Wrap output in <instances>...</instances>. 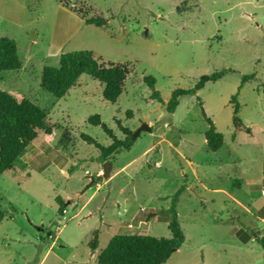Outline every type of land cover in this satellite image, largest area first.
Instances as JSON below:
<instances>
[{"label":"rangeland","instance_id":"374dc122","mask_svg":"<svg viewBox=\"0 0 264 264\" xmlns=\"http://www.w3.org/2000/svg\"><path fill=\"white\" fill-rule=\"evenodd\" d=\"M89 17L104 18L106 26L84 23ZM0 36L16 41L22 62L0 72V89L44 109L51 128L0 175V264H98L113 235L137 233L144 221L141 234L170 237L168 208L180 188L185 241L163 264H264L253 237L264 235V204L256 208L264 200V0H0ZM72 50L129 64L115 103L87 74L61 98L40 87L42 68ZM216 71L224 75L180 96L174 112L166 109L175 89ZM147 75L163 102L150 97ZM244 75L254 77L242 82ZM233 95L249 132L234 130ZM94 114L120 139L126 135L118 121L131 132L144 123L151 131L103 160L81 136L110 144L88 122ZM205 116L223 134L217 151L205 146ZM106 162L111 174L120 170L109 180L101 176Z\"/></svg>","mask_w":264,"mask_h":264},{"label":"trees","instance_id":"16d2710c","mask_svg":"<svg viewBox=\"0 0 264 264\" xmlns=\"http://www.w3.org/2000/svg\"><path fill=\"white\" fill-rule=\"evenodd\" d=\"M84 23L92 24L96 27H105L107 20L102 17H89L83 19ZM22 62L18 55L16 41L12 38L0 36V72L19 70ZM131 72L129 64L100 62L89 50H72L59 55L58 65H46L42 68L40 75V87L52 94L56 98L65 96L68 91L76 85L80 75L87 74L103 84L102 97L104 100L115 103L123 91L124 83ZM224 75V71H216L211 74H202L189 89H175L166 109L174 112L179 104V97L182 95H195L206 83L215 82ZM253 75L242 76V82L253 78ZM144 82L152 89L150 97L163 102L159 92L155 90V78L151 75L144 76ZM264 96V85L261 87ZM233 104L232 124L236 132L250 131L240 117L239 103L236 95L230 99ZM205 115V114H204ZM208 128L204 132L205 146L209 151H217L223 145V134L217 130L210 118L205 116ZM88 122L99 125L107 136L111 139L110 144L102 145L92 137L81 134L88 143H93L100 151V157L107 160L112 154L121 150L130 149L133 144L130 136L132 132L121 125L118 127L126 135L120 139L98 114L88 117ZM39 131L47 134L51 133V128L47 122V113L44 109L36 105L27 98L16 99L8 92L0 89V175L9 169H14L18 157L25 151L26 147L37 137ZM181 188L173 196L171 205L168 208L170 218L168 229L170 237H155L141 233H122L113 235L105 248L98 254V264H163L178 250L185 241L177 214V202ZM60 201L58 211L63 213L64 204ZM4 218V213L0 209V223ZM254 240L262 249L264 256V235L255 232ZM250 237H244L242 241H247ZM89 247L94 250L97 247V232L93 234Z\"/></svg>","mask_w":264,"mask_h":264},{"label":"crops","instance_id":"0c3cea01","mask_svg":"<svg viewBox=\"0 0 264 264\" xmlns=\"http://www.w3.org/2000/svg\"><path fill=\"white\" fill-rule=\"evenodd\" d=\"M217 128V127H216ZM240 132V131H239ZM204 142H205V139H204ZM133 160H131V161H129L128 163H126L125 165H123L121 168H120V170L121 169H123L125 166H127L130 162H132ZM101 170L102 169H100L99 171H98V175H100L99 173L101 172ZM120 170H117V171H115L113 174H111L110 173V176L108 177V179L107 180H109L110 178H112L116 173H118ZM110 171H111V169H110ZM262 175H263V177H262V180L264 181V169H263V171H262ZM249 185H250V187L252 188V183H249ZM99 186V185H98ZM97 188V187H96ZM216 191H218V192H221V193H223L224 195H226V196H228L230 199H232L233 201H235L236 203H238L239 205H241V206H243L246 210H249L246 206H244V204H242L241 203V201L239 200V199H237V197H235L233 194H231V192H228V191H225L224 189H221V188H219V187H217L216 189H215ZM93 194H95V193H93ZM93 195H91L89 198H91ZM255 203V202H254ZM263 204H264V200H262V202L261 203H256V208L258 209V210H260V208L263 206ZM264 220V216L263 217H261V221H263ZM144 225V224H143ZM130 233H132V232H130Z\"/></svg>","mask_w":264,"mask_h":264},{"label":"water","instance_id":"95a60500","mask_svg":"<svg viewBox=\"0 0 264 264\" xmlns=\"http://www.w3.org/2000/svg\"><path fill=\"white\" fill-rule=\"evenodd\" d=\"M141 131H148V132H150L151 131V128H150V126L148 124H145V123L142 124L134 132H132V134L130 136L131 140H134L141 133ZM110 169H111L110 164L108 162H106L103 165V172H102L101 176L104 177V178H108L110 176ZM93 181H94V178L92 177L91 178V182H93ZM150 215L151 214H149V216ZM144 223H145V221L140 224L139 228L137 229V233H140V229H141V227L143 226Z\"/></svg>","mask_w":264,"mask_h":264},{"label":"built area","instance_id":"2783aa9c","mask_svg":"<svg viewBox=\"0 0 264 264\" xmlns=\"http://www.w3.org/2000/svg\"><path fill=\"white\" fill-rule=\"evenodd\" d=\"M127 226H128L129 228H131V227H132V224H128Z\"/></svg>","mask_w":264,"mask_h":264}]
</instances>
